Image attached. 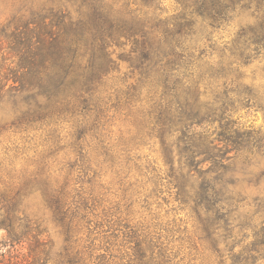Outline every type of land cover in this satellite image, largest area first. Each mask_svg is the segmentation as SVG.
I'll return each instance as SVG.
<instances>
[{"label": "rangeland", "instance_id": "374dc122", "mask_svg": "<svg viewBox=\"0 0 264 264\" xmlns=\"http://www.w3.org/2000/svg\"><path fill=\"white\" fill-rule=\"evenodd\" d=\"M41 7L42 15L56 27L68 21V15L76 22L82 10L106 11L109 21L91 24L92 29L139 27L152 32V59L127 38L106 32L113 63L101 87L104 100L111 101L105 139L119 144L118 165L130 172L134 189L144 193L145 201L139 204L142 217L157 224L163 239L190 264H264V0H0V23L30 18ZM94 39L104 43L102 35ZM138 58L146 61V69H132ZM155 69H159L157 76ZM124 77L127 80L122 84ZM190 81L199 86L186 89ZM165 84L178 86L173 91L180 89L176 94L179 106L190 107L175 117L185 127L169 141L208 137L218 146L215 153L224 157L199 166L203 172L213 167L222 175L218 192L209 197L212 201L197 211V200L167 183L170 167L163 156L159 114L150 108ZM123 95L144 107L139 112L135 108L132 117L126 109L117 111L114 105ZM14 110L13 103H7L0 111V124L12 121ZM139 114L145 116L143 124ZM51 129L65 136L70 128L58 122L40 132L10 129L0 137V159L8 164L7 158L15 157L16 166H22L24 158L37 155V144L51 139ZM106 174L103 182L117 191L118 178L111 171ZM205 175L194 181L199 190ZM24 207L44 219L55 242L54 252L63 250L64 235L42 199L32 195ZM6 234L0 227V239ZM118 242L113 250L116 255Z\"/></svg>", "mask_w": 264, "mask_h": 264}, {"label": "trees", "instance_id": "16d2710c", "mask_svg": "<svg viewBox=\"0 0 264 264\" xmlns=\"http://www.w3.org/2000/svg\"><path fill=\"white\" fill-rule=\"evenodd\" d=\"M43 9L32 12L30 18L0 23V111L10 102L15 109L13 120L0 124V137L13 128L40 132L58 122L68 123L70 129L65 136L51 129V139L37 144V155L24 158L20 167L14 163L15 157L7 158L8 164L0 159V227L7 233L0 239V264H190L163 239L157 224L142 217L139 204L145 201L144 193L134 189L130 172L118 165L115 152L119 144L105 139L111 101L104 100L101 87L111 75L113 63L106 32L132 41L149 59L154 52L152 32L139 27L92 29L91 24L109 21L106 11L91 14L82 10L76 22L68 15V21L56 27L42 15ZM68 25L76 27L68 30ZM100 35L104 43L95 42ZM146 65L138 58L131 67L144 70ZM158 72L155 69L154 76ZM126 80L124 77L121 83ZM197 86V81H190L185 88ZM176 87L165 84L150 108L159 114L163 156L170 167L167 183L197 200V211L204 202L212 201L209 197L218 192L222 175L213 167L200 171L199 166L224 157L215 153L218 146L208 137L169 141L175 131L185 127L175 117L190 109L179 106L176 94L180 89L173 91ZM124 96L114 105L117 111L126 109L132 117L135 108L139 112L144 107ZM139 117L143 124L145 116ZM109 171L118 178L117 191L103 182ZM203 173L199 190L194 181ZM32 195L42 199L64 235L63 250L54 252L55 242L44 219L24 207ZM118 240L116 255L113 250Z\"/></svg>", "mask_w": 264, "mask_h": 264}]
</instances>
